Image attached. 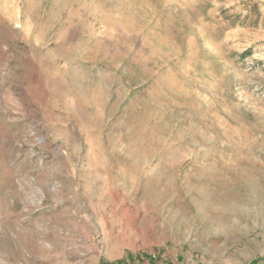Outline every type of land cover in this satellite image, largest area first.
Listing matches in <instances>:
<instances>
[{
	"label": "rangeland",
	"instance_id": "374dc122",
	"mask_svg": "<svg viewBox=\"0 0 264 264\" xmlns=\"http://www.w3.org/2000/svg\"><path fill=\"white\" fill-rule=\"evenodd\" d=\"M0 264H264V0H0Z\"/></svg>",
	"mask_w": 264,
	"mask_h": 264
}]
</instances>
